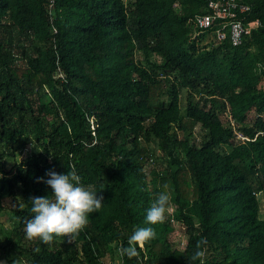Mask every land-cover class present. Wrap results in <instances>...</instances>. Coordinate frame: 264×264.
I'll return each mask as SVG.
<instances>
[{"label":"trees","instance_id":"1","mask_svg":"<svg viewBox=\"0 0 264 264\" xmlns=\"http://www.w3.org/2000/svg\"><path fill=\"white\" fill-rule=\"evenodd\" d=\"M244 2L261 25L233 45L194 36L207 0H0V261L264 264V0ZM30 143L39 150L7 170L5 158ZM73 166L101 209L70 242L28 240L30 198H51L37 178ZM159 192L173 210L149 225ZM137 227L156 238L114 262Z\"/></svg>","mask_w":264,"mask_h":264},{"label":"clouds","instance_id":"2","mask_svg":"<svg viewBox=\"0 0 264 264\" xmlns=\"http://www.w3.org/2000/svg\"><path fill=\"white\" fill-rule=\"evenodd\" d=\"M238 138L247 139V136L238 133ZM44 177H38L37 182H43L51 189L49 196L31 197L32 218L25 221V236L28 240L38 238L40 242L51 247L54 238H67L70 242L79 235L88 225L87 217L98 212L103 204V196L97 195V190L82 184V178L77 174L75 167H71L67 173H57L54 169L46 171ZM169 195L166 192L155 194V199L146 210V223L157 225L165 222L166 210L169 206ZM154 227H137L128 238V247L119 249L121 257L129 259L139 258L140 249L156 238ZM206 243L201 239L196 244V251L190 257L195 262L204 257L205 252L202 245ZM35 251L38 253L39 248ZM0 264H3L0 261Z\"/></svg>","mask_w":264,"mask_h":264},{"label":"built area","instance_id":"3","mask_svg":"<svg viewBox=\"0 0 264 264\" xmlns=\"http://www.w3.org/2000/svg\"><path fill=\"white\" fill-rule=\"evenodd\" d=\"M177 4V3H176ZM207 11L194 16V25L199 35L204 32V43L221 42L226 37L233 45L241 43L243 36L261 25L259 19L246 20V13L250 10V3L244 0H207ZM257 71H264V62L256 63Z\"/></svg>","mask_w":264,"mask_h":264},{"label":"rangeland","instance_id":"4","mask_svg":"<svg viewBox=\"0 0 264 264\" xmlns=\"http://www.w3.org/2000/svg\"><path fill=\"white\" fill-rule=\"evenodd\" d=\"M25 43H27V42H25V41H23L22 42V45L23 44H25ZM30 49H32V46H30ZM20 63L22 62L21 60L19 61ZM261 85H263L264 84V82L263 81H261V83H260ZM185 95H186V90H183L182 91V93H181V97L183 98V101L185 102ZM184 111V110H183ZM230 117L229 116H227V115H223L222 116V120L224 121V122H226V121H228V119H229ZM202 133H203V131L201 130V127H200V125L198 124V125H196V127H195V129H194V131H193V135H192V138L193 139H191V140H194L197 144H199V141H200V139H201V137H202ZM239 133V132H238ZM180 135V137H182V136H185L184 134H179ZM33 143H35V142H33ZM33 143H30V144H27L26 146H24V147H21L20 149H18L17 151H16V154H15V156L14 157H12V156H8L7 158H5V166H6V168H7V170H9L11 167H12V165L15 163V162H21V161H25V160H27V159H29L30 158V156L34 153V152H36L37 150H39V146L38 145H34ZM35 144H37V143H35ZM140 144L142 145V146H147V142L145 141V140H141V142H140ZM150 145H153V144H150ZM158 153L159 152H154V155H155V159H156V163L159 165V166H157V167H163V156H159L158 155ZM161 168H160V171H161ZM161 172H163V171H161ZM153 177H152V180H150V186H151V188H153V187H155V185H156V182H157V180H154L153 181ZM19 188V187H18ZM263 194V193H262ZM261 193H259V195L261 196L262 195ZM20 194L18 193V195L17 196H19ZM263 196V195H262ZM262 196H261V198H260V208H261V211H260V216H263V212H264V199L262 200ZM6 204H8L9 206H13L14 205V202L12 201V199L11 198H6V199H4L3 200ZM168 210H169V212L168 213H170V211H172L173 209H172V207L170 206V209H169V207H168ZM0 220H1V222H2V225H3V227L4 228H8L9 227V216L6 214V213H2V215L0 216ZM173 223H174V225L175 226H177V230H180L179 228H178V224H177V222L175 221V220H173ZM180 226V225H179ZM177 232V231H176ZM177 235H178V237H177V241H179V240H182V242H183V237H180L179 236V233H177ZM66 238V237H65ZM65 238H63V239H61V238H59V237H56V239L58 240V241H61V240H64ZM119 250H117L116 249V252L113 254V257H114V262H116V263H118L119 262V259H120V257L118 256L119 255V252H118ZM109 258V257H108ZM2 262H3V264H7L4 260H1Z\"/></svg>","mask_w":264,"mask_h":264}]
</instances>
